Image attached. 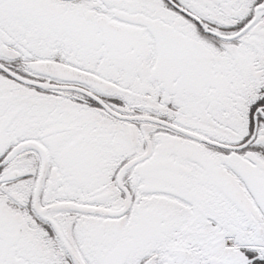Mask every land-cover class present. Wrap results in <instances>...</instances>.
I'll return each instance as SVG.
<instances>
[{
    "label": "snow or ice",
    "instance_id": "obj_1",
    "mask_svg": "<svg viewBox=\"0 0 264 264\" xmlns=\"http://www.w3.org/2000/svg\"><path fill=\"white\" fill-rule=\"evenodd\" d=\"M0 264H264V0H0Z\"/></svg>",
    "mask_w": 264,
    "mask_h": 264
}]
</instances>
